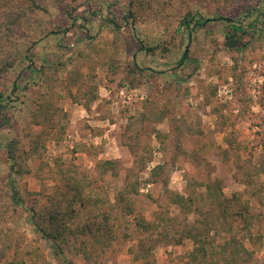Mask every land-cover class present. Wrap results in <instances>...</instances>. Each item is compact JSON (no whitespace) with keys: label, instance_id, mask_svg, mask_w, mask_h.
Instances as JSON below:
<instances>
[{"label":"rangeland","instance_id":"obj_1","mask_svg":"<svg viewBox=\"0 0 264 264\" xmlns=\"http://www.w3.org/2000/svg\"><path fill=\"white\" fill-rule=\"evenodd\" d=\"M36 1L41 9L0 0V17L21 18L2 51L13 65L0 77V264H187L195 245L181 237L184 219L167 190L186 193L191 175L250 201L253 226L246 235L236 223L238 238L252 264H264V0H141L139 10L135 0ZM189 15L204 25L189 32L181 23ZM237 26L246 47L232 49L227 36ZM135 55L142 74L131 71ZM157 95L169 110L159 122L150 114ZM13 141L27 154L18 160L27 173H11ZM71 177L106 203L98 214L80 207L88 233L66 237L65 262L30 217L50 209ZM162 216L182 225H139Z\"/></svg>","mask_w":264,"mask_h":264},{"label":"trees","instance_id":"obj_2","mask_svg":"<svg viewBox=\"0 0 264 264\" xmlns=\"http://www.w3.org/2000/svg\"><path fill=\"white\" fill-rule=\"evenodd\" d=\"M4 1V3L9 4L10 2L12 4L13 1L17 0ZM33 1V4H35L36 7H39L38 9H41V5L37 4L36 0ZM140 1L141 0H135V2H138L136 3L138 10L142 8V3H140ZM2 4L0 3V9H2L3 12H6L5 7H7V5L4 6ZM12 13L17 16V14L11 11L5 13L3 17H0V66L2 69L0 71V77L1 75L5 76L8 72L7 69H10L13 65V61L5 57V52H2L7 46H9L7 41L4 42V37H9L10 35L6 34L7 29H13L15 23H18V21L21 19L19 16H17V18H14L12 16ZM135 14V10L131 12L132 16H135ZM220 19L223 20V18ZM90 21L91 20H89L88 17L83 18L82 28L87 29ZM230 21L231 20H229V22ZM181 23L190 32L189 29L191 23L194 24L193 28L196 29L200 26H203L205 21L198 20L197 22H195V17L189 15L183 18ZM113 25L115 27L118 26L117 23L114 22ZM251 26H255V23H252ZM233 29V35L227 36L226 46L232 49L236 45L237 48L246 47V44L244 42L237 41L236 39L239 32H245L244 29L241 26H237ZM89 32L92 33V30H89ZM1 54L3 57L1 56ZM88 54L99 55L103 58H105L106 56L104 52H89ZM187 58V55L186 57L182 56L178 65L181 66L184 61L187 60ZM137 60L138 57L137 55H135L132 59L131 71L132 73L142 74L143 68L139 67ZM150 72L152 71L150 70ZM76 79V76H71L72 82H76ZM3 97L4 93L0 92V109L6 107L5 103L3 102ZM161 98L162 97H159L157 95V97L152 98L151 101L153 108L150 114L153 116L155 115V120H157L158 122L163 120V117L169 112L168 109L164 108V102L161 100ZM44 107L45 106H42V108L45 110L46 107ZM35 113L36 112L33 113L34 117H36ZM44 116L46 118V115ZM8 147L10 161L12 164L11 173L23 174V172L25 171L27 173V170H25L19 164L20 162H18V160L24 159V157L25 159H27V157L25 156L27 155L26 152H19L18 144L16 141H13V143ZM35 153L36 152H32L31 150L28 155L31 156ZM106 164L113 163L107 162ZM189 177L192 178L193 176L191 175ZM190 178H188L187 180L186 193L172 194L167 190V192L170 193L169 198L174 205L179 207L180 215L184 219L185 224L181 233V237L192 241L195 245L194 251L188 255L187 264H252L254 261V253L249 250L238 238L239 228H237L236 226V223L241 222L243 224V231L246 232V235L250 234L251 227L253 226V220L250 213V201L243 200L242 197H239L240 199L234 197V199L225 197L222 193L220 183L197 182V180H192ZM81 180L83 179L71 177V179H69V182L67 183L66 190L58 196L53 197L50 209L44 210V214L42 212H34L30 217V222L34 226L35 231L41 234V237L51 244L52 253L58 259L65 262L67 261L64 257V244L67 243L66 237L69 234L78 236L83 233H85V235L88 233L86 232V224H82L87 219H84V217L80 216V207L86 209V211L98 214L97 212L99 211L100 206H103V204L106 203L105 199L99 192L94 191V189L90 185L84 186ZM252 182L253 181L247 180V185H252ZM198 188H200L201 190L204 189L205 192H196V189ZM135 192L137 193V190L134 189L132 193ZM123 193L125 194V192ZM261 193H263V191L256 192L254 196L258 197ZM126 194H130L128 190L126 191ZM122 196L120 199L125 201L126 195L124 197ZM12 198L15 205L24 204L23 198L20 196L15 186H13L12 188ZM205 200L206 203H204ZM199 201H202L206 206L209 205L208 209L204 210L201 207L197 206V203H199ZM108 204L111 205L110 201H108ZM191 214H194V216H198V218H194L195 221H190L189 216ZM104 215L105 214H103V218L106 216ZM76 219L78 221H81V225H85L86 228L83 226H76ZM106 220L107 219L104 218L103 221ZM159 220L160 223L154 222L145 224V221H142L141 223H139V225H141L147 232L152 229H155L157 231V229L160 228L162 224L164 227L167 226V228H176L175 225H182L179 216L173 218L169 217L167 219H165V216H162ZM97 231V233H99L102 230ZM16 252L19 253L20 250L18 249ZM36 252V250H33L31 251V253H27V255L34 256L36 255ZM85 255L87 256V254ZM209 257H211V260H209ZM11 264L26 263L21 260L17 262L12 261ZM68 264L73 263L68 262Z\"/></svg>","mask_w":264,"mask_h":264},{"label":"water","instance_id":"obj_3","mask_svg":"<svg viewBox=\"0 0 264 264\" xmlns=\"http://www.w3.org/2000/svg\"><path fill=\"white\" fill-rule=\"evenodd\" d=\"M184 57H186V53H185Z\"/></svg>","mask_w":264,"mask_h":264}]
</instances>
